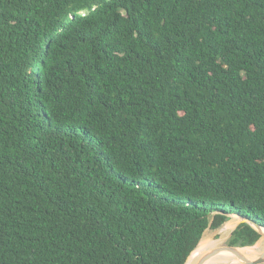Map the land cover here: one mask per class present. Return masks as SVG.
Wrapping results in <instances>:
<instances>
[{
	"label": "trees",
	"instance_id": "1",
	"mask_svg": "<svg viewBox=\"0 0 264 264\" xmlns=\"http://www.w3.org/2000/svg\"><path fill=\"white\" fill-rule=\"evenodd\" d=\"M229 215L264 229V0H0V264H185Z\"/></svg>",
	"mask_w": 264,
	"mask_h": 264
},
{
	"label": "bare ground",
	"instance_id": "2",
	"mask_svg": "<svg viewBox=\"0 0 264 264\" xmlns=\"http://www.w3.org/2000/svg\"><path fill=\"white\" fill-rule=\"evenodd\" d=\"M233 231V227L231 225H226L222 227L219 231L221 237L219 240L211 246H208L210 243L211 236H207V234L202 238V241L198 247V249L193 254L188 264H196L199 257L209 253L215 249H219L225 246L227 241L226 236ZM264 231V230H263ZM264 254V238H260V240L255 244V246L246 249L243 253L231 252L227 250H221L217 252L213 257L208 259L205 264H248L251 262L257 261Z\"/></svg>",
	"mask_w": 264,
	"mask_h": 264
},
{
	"label": "rangeland",
	"instance_id": "3",
	"mask_svg": "<svg viewBox=\"0 0 264 264\" xmlns=\"http://www.w3.org/2000/svg\"><path fill=\"white\" fill-rule=\"evenodd\" d=\"M228 217L230 220L228 222H226L220 228L215 229V230H213V229L206 230V232L208 231L207 236H211L210 243L208 244V246L213 245L214 243H216L219 240V238L221 237L219 231L222 229V227H224L226 225H231L233 227V231L226 236L227 241H226L224 247L232 246L231 241L233 239V232L237 229V227L239 225L244 224V223H248V224L252 225L253 228H255L260 233L261 238H264V231H263L264 229L256 227L254 224H252L253 221H251V220L246 221V220L242 219L241 217H239L238 215H229ZM248 248H250V247H246V248L237 247L236 252H238V253L242 252L243 253Z\"/></svg>",
	"mask_w": 264,
	"mask_h": 264
},
{
	"label": "water",
	"instance_id": "4",
	"mask_svg": "<svg viewBox=\"0 0 264 264\" xmlns=\"http://www.w3.org/2000/svg\"><path fill=\"white\" fill-rule=\"evenodd\" d=\"M242 219H244V218H242ZM244 220L249 221V220H247V219H244ZM252 224H254V225H255L256 227H258V228H261L258 224L254 223V222H252ZM203 237H204V235H203ZM203 237H202V238H203ZM201 241H202V239H201ZM201 241H200V243H201ZM200 243H199L198 246L193 250V252L190 254V256L188 257V259H187V261H186L185 264H188V263H189V261H190V259L192 258L193 254H194L195 251L198 249ZM253 246H255V245H253ZM253 246H248V247H253ZM243 248H246V247H243ZM236 249H237V247H234V246L221 247V248H219V249H215V250H213V251H211V252H209V253H206V254L200 256L196 264H205V263L208 261V259H210L211 257H213L217 252H219V251H221V250H227V251L235 252ZM248 264H264V254H263V255H262L257 261H255V262H251V263H248Z\"/></svg>",
	"mask_w": 264,
	"mask_h": 264
}]
</instances>
